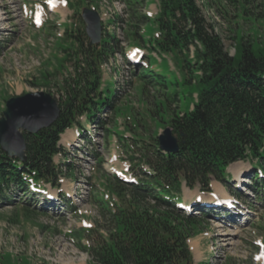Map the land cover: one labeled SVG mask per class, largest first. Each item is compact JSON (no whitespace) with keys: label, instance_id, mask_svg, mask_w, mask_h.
<instances>
[{"label":"trees","instance_id":"16d2710c","mask_svg":"<svg viewBox=\"0 0 264 264\" xmlns=\"http://www.w3.org/2000/svg\"><path fill=\"white\" fill-rule=\"evenodd\" d=\"M255 1L214 0L220 13L227 10L225 2L238 12L237 18L250 16ZM125 2L130 11L126 34L134 45L143 44L148 50L149 66L140 67L139 76L133 72L134 77L149 79L139 84L143 96L147 87L159 95L153 97V104L140 100L137 111L127 101L119 103L116 80L106 85L101 68L114 56L115 38L107 36L99 46L90 47L83 30L67 28L63 43L70 44L59 46L64 54L58 69L41 73L40 84L31 82L36 87L49 86L75 56L77 70L60 105V118L34 136L25 134V161L9 158L0 148V205H14L17 193L27 196L32 185L59 188L63 172L54 159L61 152V134L73 127L84 131L82 117L88 124L104 125L98 115L107 110L113 114V124L104 127L105 150L118 139L127 159L138 165L130 170L138 182L127 185L104 174L102 191L114 200L101 195L99 201L111 229L97 239L91 256L96 264H194L188 240L206 222L177 208L182 187L210 193L211 179L228 184V167L243 160L255 171L250 188L264 197V178L256 172L264 175V42H245L236 31V52L230 56L196 0H158L159 12L152 20L157 37L147 44L142 29L152 21L143 12L145 0ZM153 53L161 57L160 66L152 63ZM166 127L179 140L177 153L160 150L157 136ZM69 171L74 178L73 169ZM19 205L27 217L39 214L27 207L25 197ZM64 205L69 213H77L71 199L64 198ZM91 232L75 230L71 237L81 242Z\"/></svg>","mask_w":264,"mask_h":264},{"label":"rangeland","instance_id":"374dc122","mask_svg":"<svg viewBox=\"0 0 264 264\" xmlns=\"http://www.w3.org/2000/svg\"><path fill=\"white\" fill-rule=\"evenodd\" d=\"M44 1L0 0V16L4 13L3 29L0 33V118L5 99L9 100L10 97L32 92L49 93L62 105L67 95V88L76 74L77 63L73 56L67 62V70H63L58 76L52 78L49 86L36 87L31 83L40 84L41 73L57 70L60 64L59 58L64 54L58 50L59 46L69 45L62 40L55 44L54 40L58 38L56 36L60 35L56 24L59 19L49 14L48 9L44 7ZM58 1L60 4L57 7L69 16L64 28L70 27L68 23L71 20L73 26L83 29L84 24L81 23V18L73 15L72 11H67L62 0ZM152 2L147 0L149 6ZM197 2L204 18L214 26V31L222 38L230 56L235 55L236 52L234 40L236 31L242 34L245 42L253 40L264 42V0L253 2L254 8L250 16L239 18H237L238 12L233 10V7L229 8L225 2L222 5L227 10L221 9V13L216 9L218 6L215 5L214 0H197ZM38 12L43 15V25L48 26L46 29L43 26L37 28L32 25V20ZM119 23L120 26L111 31L116 37L115 60H110L111 64L102 74L106 80L111 76L114 77V66H118L120 77L116 80L118 98L116 100L122 104L129 102L137 111L140 109V100L144 99L149 104H153L155 101L153 97L159 93L149 88L145 96L141 94L140 87L137 85L140 81L134 77V74H138L139 71L127 65L125 60L132 55L131 48L137 46L123 34V31L126 33L130 31L126 23ZM145 27V41L148 44L150 38L155 36L157 29L151 23ZM60 32H63V28ZM155 62L158 60L152 58V63ZM158 66H160L159 62ZM148 76L153 75L148 74ZM142 80V83L148 81ZM110 84L109 80L108 85ZM109 112L104 111L100 115V119L107 127L113 124V114ZM81 122L85 125L84 118ZM103 128L104 125L90 126L86 140L79 135L80 130L75 128L67 131L60 140L62 152L55 158V162L63 167L65 175L59 179V185L62 189L64 188L63 192L68 191L67 188L71 190L69 191L73 195L74 205L77 206V214L68 213L62 201L55 202L52 205L53 210L44 208L46 204L36 196L29 198L28 208L40 214L27 217L24 208L18 205L23 192L17 193L16 204L0 205V264H91L90 251L100 238L97 232L105 236L111 229L109 222L103 217L104 211L99 202L102 192L98 189L104 184L101 179H105L104 174L113 176L117 172H125L130 166L134 169L138 168L137 164L133 165L127 160V155L118 139L114 138V141L110 143L109 151L104 149L107 141L104 139ZM159 133L163 134V130ZM129 136L128 133L126 138ZM95 154H99V158H96ZM99 159L103 160L100 165ZM70 167L75 171L78 183L69 186L74 181L69 176ZM232 167L239 168V172ZM228 173L231 175L229 185L222 186L221 183L212 179L209 185L210 193H202L199 189L183 188L182 201L191 205L199 196L203 197L204 202H209L214 195L218 197L233 191L237 192L234 189L238 186L237 182L241 174L246 175L247 185L253 183L250 179L253 175L252 165L248 162L242 161L232 165ZM122 175L125 174L122 173ZM241 191L240 199L235 201L234 214L228 215L222 212L223 214H217L214 217L205 216L199 211L194 212V216L207 221L206 225L197 227L199 232L203 231V234L189 241L195 264L209 262V264H264V201L256 198L255 193L249 188L243 187ZM126 196L130 198L131 194L126 193ZM124 205L127 203L124 202ZM84 228L94 230L91 233L92 237L85 235L81 242L69 237L72 231ZM193 245H196V249Z\"/></svg>","mask_w":264,"mask_h":264},{"label":"water","instance_id":"95a60500","mask_svg":"<svg viewBox=\"0 0 264 264\" xmlns=\"http://www.w3.org/2000/svg\"><path fill=\"white\" fill-rule=\"evenodd\" d=\"M86 36L90 45H97L102 39V25L99 14L88 8L83 9ZM61 112L56 100L48 93L36 92L13 97L7 101L0 119V147L10 158L26 160L27 143L24 132L36 135L41 130L52 127ZM172 129L167 128L159 137L161 150L175 153L179 149L178 140L172 136Z\"/></svg>","mask_w":264,"mask_h":264},{"label":"bare ground","instance_id":"6f19581e","mask_svg":"<svg viewBox=\"0 0 264 264\" xmlns=\"http://www.w3.org/2000/svg\"><path fill=\"white\" fill-rule=\"evenodd\" d=\"M57 10H58V9H56L55 7L52 8V11H54V12H56ZM39 15H40L39 17L42 19V14H39ZM0 21H1V22H0V23H1V24H0V28L2 29L3 21H2V19H0ZM232 169H235L236 172H239V170H240L239 168H236V167H232ZM236 180H238V179H236ZM63 189H64V188H63ZM67 189H68V188H67ZM67 189H66V190H67ZM65 192L68 193L69 190H68V191H65ZM191 195H192V194H191ZM227 236H228V235H227ZM196 244H197V243H196ZM193 248L196 249V245H193Z\"/></svg>","mask_w":264,"mask_h":264},{"label":"crops","instance_id":"0c3cea01","mask_svg":"<svg viewBox=\"0 0 264 264\" xmlns=\"http://www.w3.org/2000/svg\"><path fill=\"white\" fill-rule=\"evenodd\" d=\"M91 262V264H94L92 261H90Z\"/></svg>","mask_w":264,"mask_h":264}]
</instances>
